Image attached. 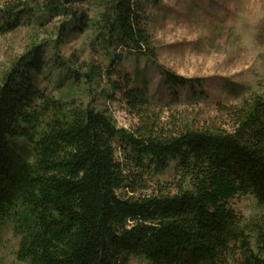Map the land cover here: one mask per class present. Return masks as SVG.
<instances>
[{"label": "trees", "instance_id": "16d2710c", "mask_svg": "<svg viewBox=\"0 0 264 264\" xmlns=\"http://www.w3.org/2000/svg\"><path fill=\"white\" fill-rule=\"evenodd\" d=\"M5 13L63 19L60 38L32 40L0 84V224L17 220L19 263L131 264L143 257L149 264H264V94L220 106L227 126L202 129L163 125L143 91L127 90L138 124L121 129L108 112L57 99L23 74L43 76L55 64L76 74V83L107 76L101 64L76 67L61 56L63 41L84 33L111 66L120 49L154 58L138 0H10ZM181 80L168 78L186 86ZM9 138L31 145L34 161ZM172 161L174 180L149 193ZM248 195L261 208L255 220L230 205Z\"/></svg>", "mask_w": 264, "mask_h": 264}, {"label": "rangeland", "instance_id": "374dc122", "mask_svg": "<svg viewBox=\"0 0 264 264\" xmlns=\"http://www.w3.org/2000/svg\"><path fill=\"white\" fill-rule=\"evenodd\" d=\"M10 0H0V84L12 63L26 52L32 40L52 44L60 38L55 29L62 18L41 20L38 14L5 13ZM153 38L154 58L120 49L115 62L93 49L91 34H76L61 44V56L75 61L76 67L94 61L108 71L91 85L74 80L76 74L51 64L43 76L25 72L23 76L49 95L66 102L106 111L118 128L132 131L138 124L124 97L127 90L143 91L154 104V113L163 125L189 123L194 128L226 127L220 106L240 105L252 94H264V0H138ZM91 16L86 6H79ZM13 26V30H10ZM52 46V45H50ZM53 47V46H52ZM51 47L47 58L51 57ZM53 63L52 59L49 60ZM180 77L173 85L168 78ZM119 87L120 89H115ZM9 142L29 162L32 146L21 138ZM117 156L122 158L120 144ZM175 161L151 184L169 185L175 178ZM231 207L246 220H255L261 208L253 195L238 196ZM15 218L0 224V264H21L16 252L20 236ZM131 264H149L133 257ZM234 264V263H231Z\"/></svg>", "mask_w": 264, "mask_h": 264}]
</instances>
